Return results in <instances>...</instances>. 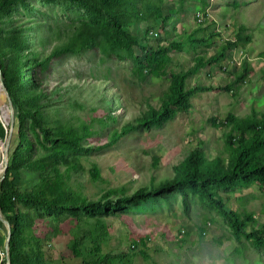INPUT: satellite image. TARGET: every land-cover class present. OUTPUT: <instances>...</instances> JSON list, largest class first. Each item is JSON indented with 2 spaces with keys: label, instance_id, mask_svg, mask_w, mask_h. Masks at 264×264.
<instances>
[{
  "label": "rangeland",
  "instance_id": "rangeland-1",
  "mask_svg": "<svg viewBox=\"0 0 264 264\" xmlns=\"http://www.w3.org/2000/svg\"><path fill=\"white\" fill-rule=\"evenodd\" d=\"M106 16L118 19L137 48L115 40ZM240 25L252 40L264 32V0H8L0 8V60L7 71L20 66L32 79L27 86L38 96L41 127L37 137L22 135L32 148L22 152L19 169H10L8 180L20 194L40 193L65 205L47 212L16 204L24 216L16 264H264V245L235 237L222 216L193 197L156 194L108 210L95 205L158 189L176 178L193 150L211 171L228 170L227 139L237 131L230 132L227 116L250 118L254 109L259 118L264 109V49L258 50L264 37L187 75L185 89L198 90L186 112L158 126L138 124L160 106L171 74L188 73L197 57L207 59L224 41H235ZM157 50L167 57L164 74L147 66L140 78L135 59L145 61ZM245 61L251 72L235 85L233 73ZM128 124L137 128L122 132ZM1 128L0 144L8 148L6 166L0 153V184L13 168L20 137L0 87ZM114 132L120 137L111 143ZM69 133L78 147L53 149ZM210 191L225 210L252 215L247 232L264 226V187L211 185ZM7 238L0 213V264H11Z\"/></svg>",
  "mask_w": 264,
  "mask_h": 264
},
{
  "label": "trees",
  "instance_id": "trees-1",
  "mask_svg": "<svg viewBox=\"0 0 264 264\" xmlns=\"http://www.w3.org/2000/svg\"><path fill=\"white\" fill-rule=\"evenodd\" d=\"M71 2H79L80 0H68ZM112 0H109V3ZM8 0H0V8L6 7ZM206 5H203V11L206 9ZM199 16V14H198ZM200 22L199 17H196ZM105 21L112 29V36L115 40L118 38L126 39L129 49L137 48L138 43L134 38L125 34L122 31L118 19L115 17L106 16ZM252 41L251 33L247 34V28L244 25L237 27L235 34V41H224L219 48L210 57L204 59L199 56L196 58V63L188 73H182L180 75L171 74L169 85L166 92L160 99V106L158 109H151L146 117L140 119L138 126L144 128H150L152 126H158L162 123L172 119L177 112H186L189 105V98L194 91L198 89H185V79L187 75H193L202 66H212L219 63L225 53L232 48L238 47L240 44L248 45ZM199 42V41H198ZM261 56H264L261 53ZM259 56V57H261ZM145 61L136 58L135 63L137 70L135 73L140 77L141 69L147 67L154 69L158 74H164L163 61L164 58L161 50L150 51L145 56ZM263 58V57H261ZM199 64V65H198ZM23 66V65H21ZM24 67V66H23ZM0 68L2 70V81L6 89V92L11 100L12 108L14 111V117L17 124L20 127L19 144L16 151L12 155L11 167L6 170V177L0 184V213L4 220L10 226V235L8 241V258L11 264H16L15 261L18 258L19 253V236L23 225L24 216L19 214L16 210V204L22 203L25 206L30 207L36 211H56L58 209H65V205H61L58 201H48L41 197L40 193H25L20 194L19 191L11 186V182L8 180L10 175V169H16L18 171L22 159V152H30L31 142L26 139L27 132H32L37 137L36 129L40 127V112L36 109V103L38 96L30 92L28 89V82L32 81L27 75H23L20 66H16L14 71H7L4 63L0 60ZM251 72L250 65L245 61L242 66L237 68L233 73V84L239 85V82H243ZM141 78V77H140ZM231 85L225 86L224 90H229ZM200 89V88H199ZM206 89V88H204ZM208 90V89H206ZM254 109L250 118L237 120L231 114L227 116V123L231 126L230 132L237 131V137L229 134L227 146L230 148V156L228 161V170L224 171L219 169L217 171H211V166L204 165V159L200 152L193 150L190 154L180 163L176 170V178L172 181L165 182L158 189L143 193L144 191H137L131 197H125L114 202L96 203L98 207L112 208L124 203H132L136 198L143 196L153 195H167L179 193L185 200L186 197H193L195 201H199L209 211L217 212L227 222L229 228L232 230L235 237L241 236L242 238L253 241L255 247L260 248L264 245V226L260 230L254 232H247L246 229L253 221L252 215L246 214L241 216L234 211H227L224 208L222 200L210 191L211 185L216 186H243L253 182L264 187V109L261 112L259 118H257ZM27 125V130H23V127ZM137 127L127 125L122 132L134 131ZM63 136L58 138L57 143H53V149H65L71 144L74 148H77L76 141L71 140L69 136ZM120 136L114 132L111 137V143H115ZM0 138H4V131L0 129ZM234 142L237 143L234 146ZM22 147L21 152L19 149ZM89 208L91 205H89ZM202 236V233L200 234ZM73 251L80 256L82 251L75 243H73ZM238 252V250H236ZM30 264H38V261L31 262ZM21 264H26L24 261ZM80 264H95L89 262H82Z\"/></svg>",
  "mask_w": 264,
  "mask_h": 264
},
{
  "label": "water",
  "instance_id": "water-1",
  "mask_svg": "<svg viewBox=\"0 0 264 264\" xmlns=\"http://www.w3.org/2000/svg\"><path fill=\"white\" fill-rule=\"evenodd\" d=\"M0 84H1L2 91L5 93V95L7 97L8 105L10 106V108H12V106H11V100H10V98H9L7 92H6V89H5L4 85H3V83L1 82V80H0ZM7 146L8 145H6V148L4 149L5 152H4L3 156H2L3 157V163L5 164V166L7 164V159H6V152H7V148H8ZM5 223L7 225V233H8V238L6 240V245H8L9 235H10V226L8 225V223L6 221H5Z\"/></svg>",
  "mask_w": 264,
  "mask_h": 264
},
{
  "label": "clouds",
  "instance_id": "clouds-1",
  "mask_svg": "<svg viewBox=\"0 0 264 264\" xmlns=\"http://www.w3.org/2000/svg\"><path fill=\"white\" fill-rule=\"evenodd\" d=\"M247 31H248V33H250L249 32V29H247ZM264 37V32H262V30H260L259 31V34H258V36H257V38H256V40H252L251 41V43L250 44H248V45H252L253 46V43L254 42H256L257 40H261L262 38ZM264 48H260V49H258V50H263ZM264 54V53H263ZM264 58V57H263ZM241 59H244V60H246V57H244V55H242V58ZM262 61H264L263 59H261ZM236 66H240L238 63H236Z\"/></svg>",
  "mask_w": 264,
  "mask_h": 264
},
{
  "label": "bare ground",
  "instance_id": "bare-ground-1",
  "mask_svg": "<svg viewBox=\"0 0 264 264\" xmlns=\"http://www.w3.org/2000/svg\"><path fill=\"white\" fill-rule=\"evenodd\" d=\"M0 87H1V84H0ZM3 92V91H2ZM4 93V92H3ZM5 110V109H4ZM7 111V116H8V118H9V111L8 110H6ZM6 115V114H5ZM11 117V116H10ZM8 120V119H7ZM0 153H1V155H2V153L4 154V148L2 147V145L0 144ZM3 156V155H2ZM3 162V161H2ZM1 168V167H0Z\"/></svg>",
  "mask_w": 264,
  "mask_h": 264
}]
</instances>
